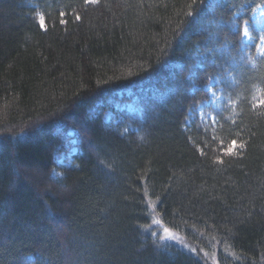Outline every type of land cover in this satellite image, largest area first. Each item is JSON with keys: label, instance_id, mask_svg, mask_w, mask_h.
Masks as SVG:
<instances>
[{"label": "trees", "instance_id": "trees-1", "mask_svg": "<svg viewBox=\"0 0 264 264\" xmlns=\"http://www.w3.org/2000/svg\"><path fill=\"white\" fill-rule=\"evenodd\" d=\"M263 5L0 0V264H264Z\"/></svg>", "mask_w": 264, "mask_h": 264}, {"label": "rangeland", "instance_id": "rangeland-1", "mask_svg": "<svg viewBox=\"0 0 264 264\" xmlns=\"http://www.w3.org/2000/svg\"><path fill=\"white\" fill-rule=\"evenodd\" d=\"M245 27H247L249 30L247 36H245L243 32V29ZM255 33L257 35H255ZM256 38L258 39L255 47V53L256 56H261L263 54L261 53L260 49L264 48V5L259 6L254 10L251 16V23L244 25V27L242 28V43L244 47L252 44ZM213 90L215 91V96H212V94L209 93L210 99L206 102L204 107L199 106L197 110L200 117L204 121L213 120L214 115L212 113V110L220 108L222 105L226 103V99L224 98V96L215 89ZM126 92H127L126 93L127 97H129L130 96L129 91L127 90ZM114 107L118 108V110L120 111L125 110L126 112H129L131 114H137V115L140 114L139 108L136 106L134 99H126L120 102L118 101L117 103H115ZM113 116H114L113 114L108 112L106 114V119H113ZM70 134H72V132ZM71 141L74 142V139H71ZM74 150L75 147H72L71 152ZM58 161L59 162L63 161V155L58 156ZM151 227H152V232L155 233L154 236L156 235L159 240L174 241L178 243L181 247H184L189 251H193L191 245L187 241H185L180 234H177L173 230L166 228L157 218H155L151 222ZM161 237L164 238L161 239Z\"/></svg>", "mask_w": 264, "mask_h": 264}, {"label": "snow or ice", "instance_id": "snow-or-ice-1", "mask_svg": "<svg viewBox=\"0 0 264 264\" xmlns=\"http://www.w3.org/2000/svg\"><path fill=\"white\" fill-rule=\"evenodd\" d=\"M37 15L39 17V20H40V23H41V27H43L44 26V24H43L44 16H43L42 13H38ZM77 19H79V16H77ZM233 23H235V21H233ZM246 24H247V21H245V25ZM248 31L249 30H248L247 27H245L243 29V32H244L245 36H247ZM260 51H261L262 54H264V48H261ZM208 80H209V83L206 85L207 91L209 93H211L212 96H215V91L213 90L214 89V85L220 83V81H219V79L211 77V76L208 77ZM216 91H219V89L217 88ZM258 103L261 104V105H264V99L258 100ZM235 148H236V141L233 140L231 142V145L227 149H223V150L225 151L226 154H232L234 152ZM165 231H167V230H165ZM153 234H155V233H153ZM163 238L164 237H161V239H163ZM28 264H32L31 258H29Z\"/></svg>", "mask_w": 264, "mask_h": 264}]
</instances>
